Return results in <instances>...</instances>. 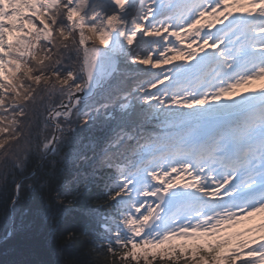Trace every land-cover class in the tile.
Instances as JSON below:
<instances>
[{"label":"snow or ice","instance_id":"obj_1","mask_svg":"<svg viewBox=\"0 0 264 264\" xmlns=\"http://www.w3.org/2000/svg\"><path fill=\"white\" fill-rule=\"evenodd\" d=\"M0 199L21 255L264 264V0H0Z\"/></svg>","mask_w":264,"mask_h":264},{"label":"trees","instance_id":"obj_2","mask_svg":"<svg viewBox=\"0 0 264 264\" xmlns=\"http://www.w3.org/2000/svg\"><path fill=\"white\" fill-rule=\"evenodd\" d=\"M87 143L88 142L85 141V144ZM82 151L89 157L93 156L94 150L90 145L88 147H82ZM65 152H67V148L62 149L56 157L50 156L48 160L44 161V170L46 171L50 161L55 159L57 161L56 171L58 181L67 180L73 184L76 181H81V186H83L84 183H88L84 176L79 173L88 171L91 161L69 164L67 172L60 174L59 170L63 167L60 161ZM37 162V157H33L29 160V171L37 165ZM4 207L5 203L0 199V237L4 236ZM82 230L83 225L70 216L61 226V232L65 233V235L52 238L50 242L44 244L42 249L28 255H21L16 252L11 245L0 242V264H13L14 261L21 259L40 260L44 262V264H87V261L92 258L90 249L94 246L93 241L89 237L82 235H77L76 238L72 240L67 239V233H80ZM36 231L38 239H42L43 226L41 224H37Z\"/></svg>","mask_w":264,"mask_h":264},{"label":"rangeland","instance_id":"obj_3","mask_svg":"<svg viewBox=\"0 0 264 264\" xmlns=\"http://www.w3.org/2000/svg\"><path fill=\"white\" fill-rule=\"evenodd\" d=\"M92 38H95V37H92ZM90 44H92V45L98 47L97 44H96L95 42H93L92 39L90 40ZM257 222H258V221H253L252 223L245 222V225L248 226V227H252L253 224H254V223H257Z\"/></svg>","mask_w":264,"mask_h":264}]
</instances>
